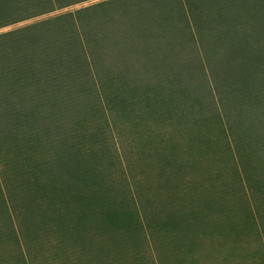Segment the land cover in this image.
<instances>
[{
	"label": "trees",
	"instance_id": "trees-1",
	"mask_svg": "<svg viewBox=\"0 0 264 264\" xmlns=\"http://www.w3.org/2000/svg\"><path fill=\"white\" fill-rule=\"evenodd\" d=\"M79 1L0 0V27ZM191 78L200 80L199 99ZM199 100L211 110L221 152L246 180L253 151L264 155V0H104L0 34V213L14 242L27 229L23 212L43 211L42 194L50 206L67 192V207L109 222L111 213H131L123 196L116 210L111 202L101 206L100 186L105 199L107 190L92 145L77 140V112L67 139L54 138L62 103L86 102L87 115L105 123L111 107L130 123L132 104L151 105L157 112L149 118L168 124L190 116ZM22 174L27 205L8 184ZM52 176L60 185L43 182Z\"/></svg>",
	"mask_w": 264,
	"mask_h": 264
},
{
	"label": "rangeland",
	"instance_id": "rangeland-1",
	"mask_svg": "<svg viewBox=\"0 0 264 264\" xmlns=\"http://www.w3.org/2000/svg\"><path fill=\"white\" fill-rule=\"evenodd\" d=\"M101 1L55 7L0 27V34ZM114 26L120 30L123 23ZM189 82L199 99V78ZM64 103L54 138L67 139V126L77 112L76 138L96 153L93 168L107 190L105 199L100 186L101 206L111 202V211L116 210L114 204L123 196L131 213L122 219L111 213L109 222L101 214L85 215L80 206L74 212L67 207V192L50 206L42 194L43 211L23 212L21 226L27 229L17 234V244L0 213V264H264V155L254 150L247 179L243 171L237 178L228 154L221 152L225 144L207 102L199 100L198 108L187 111L190 116L177 115L168 124L149 118L148 111L151 117L157 112L151 105L147 110L132 104L130 123L119 108L111 107L105 123L98 113L87 115L86 102L69 108ZM133 123L139 126L131 127ZM246 143L245 152L251 151ZM41 149L37 151L44 158ZM24 177H13L8 184L18 189L16 200L24 195L27 205ZM57 178L44 177L43 182L60 185ZM247 183L257 190V198ZM130 189L129 201L125 194Z\"/></svg>",
	"mask_w": 264,
	"mask_h": 264
}]
</instances>
